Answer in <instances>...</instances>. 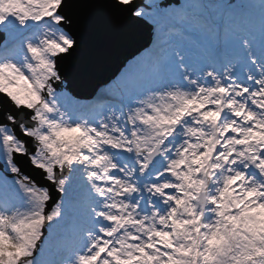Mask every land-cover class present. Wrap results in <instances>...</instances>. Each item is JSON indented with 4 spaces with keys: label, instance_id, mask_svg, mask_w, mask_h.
Returning <instances> with one entry per match:
<instances>
[{
    "label": "snow or ice",
    "instance_id": "1",
    "mask_svg": "<svg viewBox=\"0 0 264 264\" xmlns=\"http://www.w3.org/2000/svg\"><path fill=\"white\" fill-rule=\"evenodd\" d=\"M98 9L150 44L78 100ZM0 264H264V0H0Z\"/></svg>",
    "mask_w": 264,
    "mask_h": 264
},
{
    "label": "water",
    "instance_id": "2",
    "mask_svg": "<svg viewBox=\"0 0 264 264\" xmlns=\"http://www.w3.org/2000/svg\"><path fill=\"white\" fill-rule=\"evenodd\" d=\"M83 35L82 50L66 68L74 70L73 94L85 99L92 98L114 74H118L127 59L150 44L148 29L129 26L104 9L95 10L90 27ZM24 168L39 178L26 163Z\"/></svg>",
    "mask_w": 264,
    "mask_h": 264
},
{
    "label": "rangeland",
    "instance_id": "3",
    "mask_svg": "<svg viewBox=\"0 0 264 264\" xmlns=\"http://www.w3.org/2000/svg\"><path fill=\"white\" fill-rule=\"evenodd\" d=\"M229 2H230V1H229ZM240 2H241V0H233V1H231V3H234V4H235V3H240ZM103 86H104V85H103ZM103 86H102V87H103ZM102 87H101V88H102ZM76 98H77L78 100H86V99H84V98H80V97H76ZM91 99H92V98H91ZM87 100H90V99H87Z\"/></svg>",
    "mask_w": 264,
    "mask_h": 264
}]
</instances>
